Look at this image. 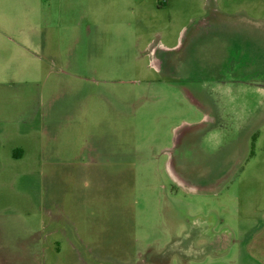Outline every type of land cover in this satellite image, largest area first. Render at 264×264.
Returning a JSON list of instances; mask_svg holds the SVG:
<instances>
[{
	"label": "rangeland",
	"instance_id": "1",
	"mask_svg": "<svg viewBox=\"0 0 264 264\" xmlns=\"http://www.w3.org/2000/svg\"><path fill=\"white\" fill-rule=\"evenodd\" d=\"M0 99L39 106L56 158L52 184L32 156L1 182V264H263L244 243L264 223V0H0ZM222 113L214 156L239 162L215 185L203 116Z\"/></svg>",
	"mask_w": 264,
	"mask_h": 264
},
{
	"label": "crops",
	"instance_id": "2",
	"mask_svg": "<svg viewBox=\"0 0 264 264\" xmlns=\"http://www.w3.org/2000/svg\"><path fill=\"white\" fill-rule=\"evenodd\" d=\"M17 4V3H16ZM21 6V4H19ZM157 7H165L167 6L166 1H157ZM156 7V8H157ZM10 21V20H8ZM49 20H44L43 24L50 25L51 23H47ZM104 20H102L103 22ZM89 21H86L85 24V34L90 33V24L87 23ZM100 20L97 21L99 23ZM7 24L9 22H6ZM16 21H11L6 27L2 28L3 34L6 35L5 31H9L12 33V36L6 35V39L8 41H11L15 43V45H20V41H24L26 38V29L23 28L21 23L19 24ZM40 24V23H38ZM66 25V24H65ZM22 26V27H21ZM101 26V24H100ZM34 27V26H33ZM98 28V27H97ZM34 30H36L34 28ZM54 33V32H53ZM52 33V34H53ZM51 32L49 33V35ZM98 34V33H97ZM18 36V37H17ZM13 37V38H12ZM196 35L192 34L189 47L186 49L188 52L191 51L192 45L194 43H197V40H195ZM14 39V40H12ZM182 45H180L181 48ZM176 45L167 47L169 49L175 48ZM37 59H39L37 57ZM69 62V61H68ZM66 62V63H68ZM7 68V69H6ZM2 67L1 69H5L7 71L14 70V72L19 73L21 71V66H16L15 69L11 67ZM196 82V81H195ZM231 80L227 79V76L218 80L216 78L205 80L202 78L200 85L203 87L209 86L211 87L215 92L217 90L219 91L220 88L223 86L225 90H229L232 88ZM202 88V87H201ZM190 89V88H189ZM190 93V92H189ZM191 95V102L195 103L196 105L203 107L205 104H214L216 105L218 102H222V104H227V103H233L234 100L232 97H224L220 99H206L203 97H194L192 94ZM213 101V102H212ZM220 104V103H218ZM15 106V107H12ZM19 103L17 100L14 101H5L3 99H0V184L1 182L4 183L7 180L11 181H16L17 178L23 177L26 174L20 173V170L23 169L24 164L26 163V157L27 160L29 159L30 156L31 160L28 163V171L29 175H33L35 173H38L40 177V182L50 183L52 184V178L55 175V166L56 162L54 161L55 155L51 156L48 155V157H44V143L42 144V138H44V133H42L44 130H41V126H35L36 121L39 114V106H33L32 108H29L26 111H21L19 108ZM217 106V105H216ZM15 109V110H13ZM220 117L218 118V115H211V114H204L203 118L208 119L210 121V125L207 128V130L203 133L201 141L205 145L206 149H208L209 154L214 156L216 154V150L219 147V144L221 141L216 142L217 136H222L223 132L226 131V128L230 126L229 121H227L228 116L226 114L219 115ZM202 118V119H203ZM199 120L200 122L202 121ZM26 129H30L29 131L26 132ZM230 130V129H229ZM227 132V131H226ZM230 134L232 132H229ZM225 137L231 138L232 136H227L224 134ZM3 145V146H2ZM30 150V151H29ZM231 151L224 152L223 155V160L222 161H217V158L214 156V160L212 162H209V169L211 170H223L224 172L219 175V177L215 178V185H217L221 180L226 177L227 175H230V172L234 169V164H237V162H232L231 161ZM29 156V157H28ZM168 166L170 168V173L173 175V177H177L181 183H184V180L180 177V172L177 170L175 171V167L173 166V163L171 160H168ZM43 164V166H42ZM58 164V163H57ZM26 167V166H25ZM24 167V169H26ZM44 171H47L44 173ZM176 179V178H175ZM47 180V181H46ZM238 217V215L236 214ZM258 222H256V229L254 234L250 237L247 238V240L244 243V246L247 247V250L253 249L255 250V253L257 255L259 252H263L264 254V223L261 224V226L257 225ZM216 242V241H215ZM218 243V242H216ZM221 244V243H220ZM241 244L238 240L232 239L229 242V245H227V249H231L233 251V248L237 247V245ZM217 246V245H214ZM255 258V257H254ZM256 259V258H255ZM1 264V263H0ZM264 264V262H263Z\"/></svg>",
	"mask_w": 264,
	"mask_h": 264
},
{
	"label": "flooded vegetation",
	"instance_id": "3",
	"mask_svg": "<svg viewBox=\"0 0 264 264\" xmlns=\"http://www.w3.org/2000/svg\"><path fill=\"white\" fill-rule=\"evenodd\" d=\"M173 176V175H172ZM174 178H176V180H179L177 177L174 176ZM179 183H181L180 181H178Z\"/></svg>",
	"mask_w": 264,
	"mask_h": 264
}]
</instances>
